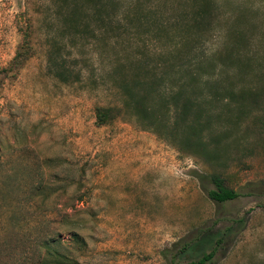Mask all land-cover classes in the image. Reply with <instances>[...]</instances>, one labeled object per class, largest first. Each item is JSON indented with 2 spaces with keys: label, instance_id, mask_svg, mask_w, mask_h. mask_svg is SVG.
<instances>
[{
  "label": "rangeland",
  "instance_id": "obj_1",
  "mask_svg": "<svg viewBox=\"0 0 264 264\" xmlns=\"http://www.w3.org/2000/svg\"><path fill=\"white\" fill-rule=\"evenodd\" d=\"M208 1L193 23L198 0H0V240L76 264H264V0ZM178 55L229 93L201 104L206 156L121 105V80ZM211 176L237 196L210 200Z\"/></svg>",
  "mask_w": 264,
  "mask_h": 264
},
{
  "label": "trees",
  "instance_id": "obj_2",
  "mask_svg": "<svg viewBox=\"0 0 264 264\" xmlns=\"http://www.w3.org/2000/svg\"><path fill=\"white\" fill-rule=\"evenodd\" d=\"M199 2L202 6L195 9L193 23L198 19H206L208 8H210L208 0H198L197 3ZM25 45L23 38L13 55L11 61L13 64H18L27 57L26 51H24ZM202 60L198 57L191 62V59L188 60L187 57L178 55L170 61L162 63L163 70L159 77L134 76L128 82L121 80L117 88L121 95L124 113L134 118L142 130H152L159 136L162 135L161 131L164 129L167 132H172L167 135L164 133V136L173 139L174 135L177 136V131L180 130L177 137L178 144L191 148L194 153L203 154L204 141L201 136L203 131H208L209 125L208 121H201V104L210 105L214 101L223 100L224 97L229 96V93L218 91L214 84H211V80L214 78L212 67ZM135 67L144 72L142 62L138 61ZM57 72L53 73V76L63 80V73ZM163 81H168V83ZM197 83H202L203 86L195 90ZM204 87L206 90L202 91ZM113 111L114 109L109 107L95 108V124H105L114 116ZM164 136L162 135V137ZM204 155L206 156L205 153ZM210 180L214 187L206 193L210 200L221 203L237 196L235 191L223 185L219 177L211 176ZM7 232L14 237L21 235L30 240L29 234L26 232L12 229ZM5 240H0V264H76L68 257L52 251L50 247L52 240L43 239L39 244L33 243V245L29 242L26 246L10 245ZM34 241L36 239L32 242ZM35 248L38 252L37 257L35 256L36 258L33 260L30 259V254L34 252ZM211 255L212 252L203 254L198 259L185 264H206Z\"/></svg>",
  "mask_w": 264,
  "mask_h": 264
}]
</instances>
